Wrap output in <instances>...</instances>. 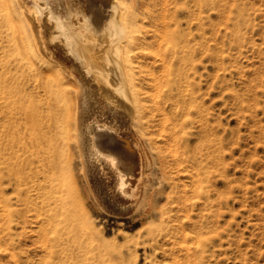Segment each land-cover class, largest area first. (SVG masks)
<instances>
[{
    "label": "bare ground",
    "instance_id": "obj_1",
    "mask_svg": "<svg viewBox=\"0 0 264 264\" xmlns=\"http://www.w3.org/2000/svg\"><path fill=\"white\" fill-rule=\"evenodd\" d=\"M148 15L145 0L138 7L136 0H0V169L5 179L0 182V252L13 259L10 249L18 243L12 226L30 223L37 228L34 242L41 252L14 264H117L122 259L124 252L95 226L78 183L96 209L114 216L138 211L149 232L157 230L172 242L179 232L182 259L191 256L190 264L201 263L205 238L182 224H168L167 210L155 199L164 193L166 168L162 160L158 174L152 171L160 163L154 164L152 151L165 157L152 126L175 157L180 149V155L187 153L180 162H189L192 173L185 175L198 196L209 181V152L188 145L190 131L180 132L193 123L189 106L194 100L186 96L189 89L178 90V64L185 57L177 54L175 30L152 38L143 29ZM165 39L174 43L169 52L160 51ZM1 55L6 58L2 84ZM25 82L31 96L24 92ZM161 100L168 105L164 113ZM199 128L207 134L202 122ZM7 188L19 209L10 208ZM177 259L175 254L172 260Z\"/></svg>",
    "mask_w": 264,
    "mask_h": 264
},
{
    "label": "rangeland",
    "instance_id": "obj_2",
    "mask_svg": "<svg viewBox=\"0 0 264 264\" xmlns=\"http://www.w3.org/2000/svg\"><path fill=\"white\" fill-rule=\"evenodd\" d=\"M161 1L145 0L149 18L143 29L152 38L165 30L169 33L175 30L177 54L185 57L178 64L181 71L178 90L189 89L186 96H193L194 100L189 106L193 123L186 124L180 132L190 131L189 146L201 147L202 153L208 150L209 181L207 186L201 182L205 186L200 196L194 194L185 175L192 173L189 162H180L187 153L180 155L179 148L176 160L170 151L172 147L158 134L159 128L152 126V137L164 145L165 154L163 159L152 151L154 164L160 162L153 165L152 171L159 170L162 160L166 168V179L160 184L164 193L157 194L155 199L167 210L168 224H182L187 231H195L205 238L204 257L199 264H264V0ZM138 4L140 0H136V7ZM173 47L174 43L165 39L160 51L169 52ZM5 59L1 55V84ZM172 76L176 78V74ZM25 87L27 94L31 88L29 82H25ZM146 89L151 91L150 86ZM29 99L25 104H30ZM162 105L164 113L167 102L164 100ZM201 122L208 128L206 135L199 128ZM73 173L77 175L75 167ZM3 174L0 169V182L5 180ZM77 185L95 226L103 228L105 240L124 252L117 264H178L181 261L184 249L179 232L178 244L177 240L172 242L157 235V230L149 232L142 225L143 218L138 211L128 217L114 216L102 207L96 209L86 198L83 187ZM5 193L10 195V208L19 209L21 204L11 188L5 189ZM166 194L170 195L168 199ZM195 200L194 205L191 201ZM0 221L2 230L3 219ZM12 231L17 233L18 243L10 249L14 257L11 259L0 252L1 264H14L34 254L39 256L34 224L13 225ZM175 254L179 258L177 262L172 260ZM188 260H192L191 256L179 264L186 261L185 264H190Z\"/></svg>",
    "mask_w": 264,
    "mask_h": 264
}]
</instances>
